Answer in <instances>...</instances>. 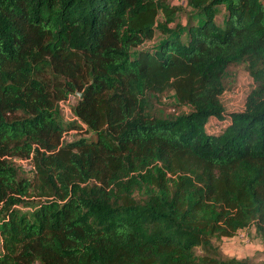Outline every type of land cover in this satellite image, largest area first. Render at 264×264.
<instances>
[{
	"label": "trees",
	"instance_id": "16d2710c",
	"mask_svg": "<svg viewBox=\"0 0 264 264\" xmlns=\"http://www.w3.org/2000/svg\"><path fill=\"white\" fill-rule=\"evenodd\" d=\"M237 63L255 86L227 114ZM251 229L264 253V0H0V264H264L214 244Z\"/></svg>",
	"mask_w": 264,
	"mask_h": 264
},
{
	"label": "rangeland",
	"instance_id": "374dc122",
	"mask_svg": "<svg viewBox=\"0 0 264 264\" xmlns=\"http://www.w3.org/2000/svg\"><path fill=\"white\" fill-rule=\"evenodd\" d=\"M174 5H183L185 3L180 0H171ZM187 10V9H184ZM225 18V10L219 7L217 10V19L219 22L223 21ZM186 12L178 15V20L185 23ZM159 40V36L156 35L154 40L148 41L133 50V54H137L140 51H147L154 48ZM225 92L221 96L225 112L227 114L232 112L241 111L243 109L245 99L249 92L255 86L252 77L250 76L246 64L237 63L229 67L226 75L223 79ZM78 97L71 96L66 103L61 104V115L60 120L64 127L70 128L75 125H79L76 117L73 113V107L77 102ZM160 102L157 105L159 109H162L166 113H176V112H189V107L180 106L175 98L174 92L165 93ZM228 117L225 121L221 122V126H216L212 123L207 125V131L209 133H219L226 125H228ZM78 127V126H77ZM78 138H93V135L87 132V128L82 129L77 128L71 130L66 135V140H74ZM15 168L20 175L31 176L32 170L25 164L22 166L16 165ZM38 206V202L34 199H27L23 201L21 205L17 208L20 209L21 213L31 216L33 211ZM214 244L219 249L222 256L226 258H236L245 259L249 258L254 262H263V242L260 237L255 234L253 229L245 231H239L233 237H222L220 239H214Z\"/></svg>",
	"mask_w": 264,
	"mask_h": 264
},
{
	"label": "built area",
	"instance_id": "2783aa9c",
	"mask_svg": "<svg viewBox=\"0 0 264 264\" xmlns=\"http://www.w3.org/2000/svg\"><path fill=\"white\" fill-rule=\"evenodd\" d=\"M180 1H183L184 3L186 2V0H180ZM25 164L29 167L30 170L34 171V167L30 159L19 161L20 166Z\"/></svg>",
	"mask_w": 264,
	"mask_h": 264
},
{
	"label": "water",
	"instance_id": "95a60500",
	"mask_svg": "<svg viewBox=\"0 0 264 264\" xmlns=\"http://www.w3.org/2000/svg\"><path fill=\"white\" fill-rule=\"evenodd\" d=\"M80 98L83 97V93L77 94Z\"/></svg>",
	"mask_w": 264,
	"mask_h": 264
}]
</instances>
